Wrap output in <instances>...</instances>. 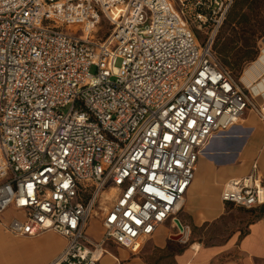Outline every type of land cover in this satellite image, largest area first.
Returning <instances> with one entry per match:
<instances>
[{"label": "built area", "instance_id": "2783aa9c", "mask_svg": "<svg viewBox=\"0 0 264 264\" xmlns=\"http://www.w3.org/2000/svg\"><path fill=\"white\" fill-rule=\"evenodd\" d=\"M232 3L0 0L8 233L63 238L47 264H104L108 244L134 252L175 225L210 140L248 110L264 120V91L238 80L214 51ZM221 200L264 204L256 162L225 183Z\"/></svg>", "mask_w": 264, "mask_h": 264}, {"label": "crops", "instance_id": "0c3cea01", "mask_svg": "<svg viewBox=\"0 0 264 264\" xmlns=\"http://www.w3.org/2000/svg\"><path fill=\"white\" fill-rule=\"evenodd\" d=\"M261 58L264 59V54ZM260 66L262 68L260 75L252 80H256V88L264 91V64ZM256 100L258 103L262 102L259 96ZM254 162L257 163L264 183V120L252 110H248L229 130L210 140L205 154L197 162L194 179L180 210H183L184 215L195 225L199 221L204 222L219 215L224 216L232 205L221 200L225 183L230 179L248 175ZM11 215L12 212L7 211L0 220V264H27L33 253H37L34 264H47L61 252L65 241L53 232H45L34 237H16L8 233L3 222L7 223ZM246 215L251 219L243 234L233 233L220 245L206 246L194 242L184 247L182 251L176 252L172 263L163 264H264V204L247 209ZM165 227V225L161 226L150 238L153 243L152 248L166 250L168 236L164 232ZM46 236L51 237L58 245L46 250L38 246L33 252L23 250L18 260L11 255L10 245L35 244ZM93 238L98 239L99 234ZM120 250H123L122 256H126L127 249ZM114 257H118L121 264L123 258L116 256L109 249L102 257V262L114 264ZM223 257L224 259L218 261V258ZM144 258H138L129 264H148ZM108 259L109 262H106Z\"/></svg>", "mask_w": 264, "mask_h": 264}, {"label": "rangeland", "instance_id": "374dc122", "mask_svg": "<svg viewBox=\"0 0 264 264\" xmlns=\"http://www.w3.org/2000/svg\"><path fill=\"white\" fill-rule=\"evenodd\" d=\"M262 50H264V0H233L228 17L214 42V51L220 63L231 70L238 80L243 78L246 81L245 70L262 55V52H264ZM120 63L121 60L118 59L115 64L119 66ZM91 71L94 72V68ZM183 212V210L177 212L176 219L183 226L189 227L185 241L176 237L181 236L182 233L175 221L174 226L169 225V222L165 224L164 232L168 236L166 250L152 248L151 239L140 241L134 247V252L126 250L127 253L124 257L122 256L123 250H120L122 248L110 244L108 249L116 256L123 258L121 264H129V262L136 261L138 258L143 259V257L148 261V264L172 263L176 252L182 251L184 247L194 242L206 246L220 245L233 233L243 234L251 219L246 215L247 209L233 204L226 210L224 216L220 217L219 215L204 222L199 221L197 225L192 224ZM3 224L6 223L3 222ZM93 224L94 227L91 229L90 235L95 237L99 234L100 226L95 221H93ZM57 245L56 241L46 236L39 243H14L9 248L11 249V255L18 260L23 250L33 252L36 251L38 246L42 247V250H46L55 248ZM36 255L37 253H33L27 264H34ZM222 259L224 257L218 258V261ZM109 260H106V262H109Z\"/></svg>", "mask_w": 264, "mask_h": 264}, {"label": "bare ground", "instance_id": "6f19581e", "mask_svg": "<svg viewBox=\"0 0 264 264\" xmlns=\"http://www.w3.org/2000/svg\"><path fill=\"white\" fill-rule=\"evenodd\" d=\"M262 54H264V52H262ZM260 64H264V59L261 58V56L253 61L249 67L245 70V74H246V81L243 80V78H240L241 81L243 83H245L246 85H251V87L257 92V91H261L259 88H256L255 86V82L256 80H252L254 77H258L260 75V72H261V66ZM243 77V76H242ZM254 78V79H255ZM251 79V80H250ZM219 144V143H218ZM198 169V168H197ZM104 196H107L108 198V195L104 194ZM185 201V200H184ZM184 203V202H183Z\"/></svg>", "mask_w": 264, "mask_h": 264}, {"label": "water", "instance_id": "95a60500", "mask_svg": "<svg viewBox=\"0 0 264 264\" xmlns=\"http://www.w3.org/2000/svg\"><path fill=\"white\" fill-rule=\"evenodd\" d=\"M178 225H179V230L180 232L182 233L181 236H176L177 238H181L183 241L186 240L187 238V234H188V231H189V227L188 226H183L178 219L175 220Z\"/></svg>", "mask_w": 264, "mask_h": 264}, {"label": "trees", "instance_id": "16d2710c", "mask_svg": "<svg viewBox=\"0 0 264 264\" xmlns=\"http://www.w3.org/2000/svg\"><path fill=\"white\" fill-rule=\"evenodd\" d=\"M230 9H231V8H230ZM229 12H230V10H229ZM228 14H229V13H228ZM227 17H228V15H227ZM227 17H226V19H227ZM225 21H226V20H225ZM221 28H222V27H221ZM220 30H221V29H220ZM220 30H219V31H220ZM218 33H219V32H218ZM217 35H218V34H217Z\"/></svg>", "mask_w": 264, "mask_h": 264}]
</instances>
